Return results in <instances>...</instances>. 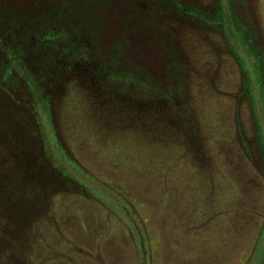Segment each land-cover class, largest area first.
<instances>
[{"label":"trees","instance_id":"1","mask_svg":"<svg viewBox=\"0 0 264 264\" xmlns=\"http://www.w3.org/2000/svg\"><path fill=\"white\" fill-rule=\"evenodd\" d=\"M213 6L214 0H0V254L23 248L39 218L52 219L51 199L85 197L90 188L63 145L67 125L82 128L113 158L120 149L128 167L170 180L177 190L227 178L230 161L249 167L237 116L229 135L214 136L225 144L226 164L211 154L193 110L202 105L188 85L195 69L188 35L200 31L205 43L216 35L217 53L225 51L240 69V97L252 93L257 73L232 22L216 26ZM211 75L204 79L214 89ZM92 191L98 198L111 192ZM111 194L126 212V198ZM27 260L22 251L10 262Z\"/></svg>","mask_w":264,"mask_h":264},{"label":"rangeland","instance_id":"2","mask_svg":"<svg viewBox=\"0 0 264 264\" xmlns=\"http://www.w3.org/2000/svg\"><path fill=\"white\" fill-rule=\"evenodd\" d=\"M232 1L241 16L249 17L259 46L256 51L246 45L248 66L257 71L252 93L240 97V69L225 51L217 53L216 35L211 33L206 43L200 31L186 38L195 68L188 85L202 105L193 110L211 154L224 163L225 144L214 136L233 131L231 115L237 116L244 134L252 130L250 118L255 114L264 134V0H243L244 6ZM208 72L214 89L205 82ZM67 126L63 145L88 175L90 188H84L85 197L70 193L57 202L51 199L46 211L52 219L39 218L26 245L3 251L0 264H11L22 251L28 256L24 264H264V184L254 167L230 161L227 178L211 176L207 187L177 190L170 180L166 184L165 178L160 181L128 167L120 149L113 158L82 128ZM250 176L260 188L247 190ZM105 187L111 192H103ZM96 189L103 198L93 193ZM189 191L193 200H179ZM111 193L126 198V212L112 201ZM250 211L251 217L244 216Z\"/></svg>","mask_w":264,"mask_h":264},{"label":"flooded vegetation","instance_id":"3","mask_svg":"<svg viewBox=\"0 0 264 264\" xmlns=\"http://www.w3.org/2000/svg\"><path fill=\"white\" fill-rule=\"evenodd\" d=\"M227 4L225 5L222 0H214V6L211 10L212 17H219L220 23H217L216 26L223 27V22H227L228 25L232 22L231 29L235 31L244 38L246 45L251 47V50H258L259 46L255 38V32L250 25V19L245 14H241L237 11V3L235 4L232 0H226ZM238 3L244 6L243 0H237ZM226 16V19L224 17ZM216 19V18H215ZM218 19V18H217ZM227 25V26H228ZM249 39V40H248ZM248 47L245 46V49ZM251 131L244 133L243 141V150L244 157L249 165V169L254 167L256 170L255 176L261 178L264 184V134L259 128V118L255 114H251ZM253 169V168H252ZM247 190L253 188H260L258 182L255 181V178L252 179L250 176L247 181Z\"/></svg>","mask_w":264,"mask_h":264}]
</instances>
